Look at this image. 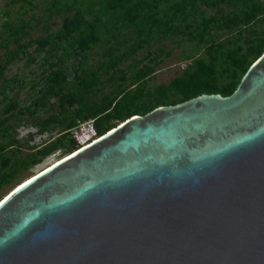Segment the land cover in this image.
<instances>
[{"label": "water", "instance_id": "obj_1", "mask_svg": "<svg viewBox=\"0 0 264 264\" xmlns=\"http://www.w3.org/2000/svg\"><path fill=\"white\" fill-rule=\"evenodd\" d=\"M0 264H264V52L229 96L133 115L15 185Z\"/></svg>", "mask_w": 264, "mask_h": 264}, {"label": "trees", "instance_id": "obj_2", "mask_svg": "<svg viewBox=\"0 0 264 264\" xmlns=\"http://www.w3.org/2000/svg\"><path fill=\"white\" fill-rule=\"evenodd\" d=\"M227 7L233 9L227 10ZM46 13L49 18L64 17L55 32L35 41L55 61L44 60L50 69L31 105L44 107L48 100L57 99L58 114L39 121L37 128L40 133H46L59 127L60 143L58 146L51 141L28 148V152L22 150V144L13 135L14 128L5 124L14 117V111L21 116L27 112L25 106H20L5 92L15 82L6 84L2 91L5 103L2 113L7 117L0 120V192L58 149L66 155L78 150L71 137L78 123L92 120L98 136H102L129 117L145 115L160 106L176 105L202 94L229 96L248 67L264 52V3L259 0H48ZM29 27L30 21L18 18L4 23L3 32L8 35V43L16 44ZM171 37H186L197 50L203 48V55L194 58L169 84L149 91L146 80L155 73L153 65L161 56L160 50L148 64L139 68L138 62L130 67V82L126 86L128 78L120 69L123 61L150 43ZM233 40L243 42L244 54L213 53ZM21 49L20 46L18 51ZM95 49L101 51L102 59L93 67L88 63ZM58 50L60 55L54 56ZM17 52L9 53L7 63L16 59ZM218 57L238 73L223 90L215 75ZM66 60L73 61L70 78L64 72ZM5 69L6 65H0V76ZM115 79L119 81L115 96L88 100L87 96H95L94 84ZM38 98L41 100L37 102Z\"/></svg>", "mask_w": 264, "mask_h": 264}, {"label": "rangeland", "instance_id": "obj_3", "mask_svg": "<svg viewBox=\"0 0 264 264\" xmlns=\"http://www.w3.org/2000/svg\"><path fill=\"white\" fill-rule=\"evenodd\" d=\"M259 1L264 3V0ZM47 2L48 0H0V65H6L5 71L0 76V120H4L7 117V115L2 113L5 106L2 91L6 84L12 85L15 82L13 88L7 89L5 92L8 97H12L20 106H25L27 113L21 116L17 115V111H14L15 114L12 115L14 117L10 118L5 125H10L14 128L13 135L22 144L24 152H28V148L39 147L51 141L56 142L58 146L60 143L57 139L60 136L59 127L55 126L51 131L46 133H40L37 128L39 121L58 114L59 106L57 99L48 100L44 107L40 106L37 108L31 105L37 96V90L42 87L43 79L50 69L47 63L55 61L53 57L49 58V56L39 49L35 41L38 38L46 36L48 33L55 32L61 26L64 17V15H54L49 18L46 13ZM226 9L231 10L233 8L227 7ZM208 13L211 12L209 11ZM18 18L30 21V27L25 31V35H21L22 38L18 43L14 44L12 41L8 43V35L6 32H3V24L16 21ZM222 39L224 37L219 40ZM20 46L22 49L19 52ZM195 46L186 37H171L167 40L150 43L134 56L124 60L120 65V69L125 72L128 78L125 85H129L130 82L129 78L132 72L130 71V67L138 62H140L137 64L139 68L143 64H148V60L152 59L160 50H162L161 56L158 57L157 63L153 65L155 73L149 76L145 86L147 90L151 91L157 86L169 84L174 77L180 75L191 64L194 58L203 55V48L197 50ZM13 51H18V55L16 59L7 63L9 53ZM58 51V54L55 53L54 56L60 55V50ZM245 52L246 46L243 42L233 40L229 44L223 45L219 50H214L213 53L241 56ZM45 59H48L47 63L44 62ZM101 59V51L95 49L91 54L88 64L95 67L100 63ZM72 62V60L64 61V72L68 74L69 78L73 72L72 68H70L71 64H73ZM215 63L217 71L215 74L216 79L223 90L236 78L238 73L236 74L231 71L223 58L218 57ZM118 83V79H115L114 81L106 80L100 82V84H94L92 89L95 96H87L88 100L98 101L102 96H115L118 92ZM40 100L38 98L37 102ZM65 155L66 153L62 149H58L45 158L40 165L23 172L11 187L0 192V196H4L15 185L43 170Z\"/></svg>", "mask_w": 264, "mask_h": 264}, {"label": "built area", "instance_id": "obj_4", "mask_svg": "<svg viewBox=\"0 0 264 264\" xmlns=\"http://www.w3.org/2000/svg\"><path fill=\"white\" fill-rule=\"evenodd\" d=\"M71 137L78 145V148H81L90 142H93L100 136H98L93 121L91 120L78 123V125L71 131Z\"/></svg>", "mask_w": 264, "mask_h": 264}, {"label": "bare ground", "instance_id": "obj_5", "mask_svg": "<svg viewBox=\"0 0 264 264\" xmlns=\"http://www.w3.org/2000/svg\"><path fill=\"white\" fill-rule=\"evenodd\" d=\"M64 157H65V156H64ZM62 158H63V157H62ZM60 159H61V158H60ZM60 159H59V160H60ZM57 161H58V160H57ZM55 162H56V161H55ZM55 162H54V163H55ZM52 164H53V163H52ZM49 166H50V165H49ZM49 166H48V167H49ZM46 168H47V167H46Z\"/></svg>", "mask_w": 264, "mask_h": 264}]
</instances>
